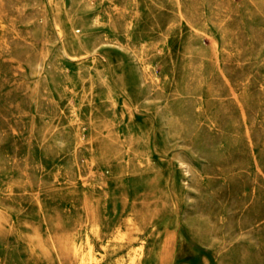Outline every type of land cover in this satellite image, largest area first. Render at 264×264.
Returning <instances> with one entry per match:
<instances>
[{"label": "rangeland", "instance_id": "1", "mask_svg": "<svg viewBox=\"0 0 264 264\" xmlns=\"http://www.w3.org/2000/svg\"><path fill=\"white\" fill-rule=\"evenodd\" d=\"M0 264H264V0H0Z\"/></svg>", "mask_w": 264, "mask_h": 264}]
</instances>
